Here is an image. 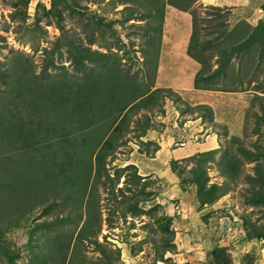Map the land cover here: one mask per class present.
<instances>
[{
	"label": "rangeland",
	"instance_id": "1",
	"mask_svg": "<svg viewBox=\"0 0 264 264\" xmlns=\"http://www.w3.org/2000/svg\"><path fill=\"white\" fill-rule=\"evenodd\" d=\"M168 1L186 2L0 0V264H264V202L245 204L246 175L264 160L248 161L236 150V142L249 151L264 145V123L256 125L264 106V0L221 3L230 11V32L220 47L244 39L246 25L258 32L210 85L208 105L190 98L196 73L185 57L190 31ZM213 1L193 5L218 6ZM82 47L107 57L83 60L79 72L70 54ZM114 78L132 93L161 88L176 96L156 95L148 111L133 106L113 122L97 120L92 114L109 103ZM186 120L204 137L217 132L218 147L206 150L193 129L196 139L188 141L202 151L191 159L173 155L184 145L179 132ZM139 122L159 134L134 136ZM102 123L107 133L117 124L119 144L104 158L103 174L94 176L93 162L83 188L75 160L89 151V130L91 141L101 137ZM200 158L205 185L222 189L211 202L203 203L190 182ZM130 164L140 179L131 178ZM135 201L142 214L128 212Z\"/></svg>",
	"mask_w": 264,
	"mask_h": 264
},
{
	"label": "trees",
	"instance_id": "2",
	"mask_svg": "<svg viewBox=\"0 0 264 264\" xmlns=\"http://www.w3.org/2000/svg\"><path fill=\"white\" fill-rule=\"evenodd\" d=\"M155 1V0H154ZM159 5L163 3V0H156ZM195 0H186L183 5H178L173 1H168L167 3L172 5L174 8L185 11L190 15V34L188 36V41L186 45V55L195 61L199 68L196 71L192 85L194 89H202V90H211L210 85L215 82L216 80L224 77L226 75L225 71L227 70L230 59L232 58L233 54H237L241 51L248 50L249 44L253 42L255 36L257 35V26L250 27L246 25L248 28L251 29L249 34L240 41H237L235 44L228 46L227 48L220 47L219 44L221 40L230 32L227 28V21L229 16V8L228 6H215V5H202L199 4L196 7L193 5ZM162 6V5H161ZM244 49V50H243ZM89 48H81L78 50L76 56L74 54H70L72 57V66L77 71H85V67L83 65V60H88L89 62H103L104 59L107 57L105 53L99 51H92L91 55L89 54ZM113 67V64L110 65ZM109 67V68H110ZM104 74V78H108L109 74L106 72H102ZM5 73L4 71L0 70V81L4 79ZM116 80V84L110 87V91L113 93L112 95L108 96L109 103H103V107L96 110V114H92L94 118L100 120L99 116L104 119L106 117H112L111 122L117 120V118L121 114H125L129 112L133 106H136V109H145L148 111V107H150L153 103H155L156 95H159L162 98L176 96L171 89H161L155 88L148 94L142 93H132L128 91V86H122L118 78H114ZM119 83V84H118ZM130 85V84H129ZM106 84L104 85V87ZM123 88V89H121ZM120 90V91H119ZM123 92V96L120 93ZM167 94V95H165ZM121 96V97H119ZM106 98V97H105ZM120 100V101H119ZM119 101V102H118ZM140 107V108H139ZM102 112V114L100 113ZM102 115V116H101ZM146 117V115H145ZM256 125L259 122L264 123V106H262L261 113L256 116ZM95 125L99 122L92 121ZM102 123L99 127L101 131H103L101 137H97L93 141H91L90 133L93 131L92 129L88 131V134H85L86 146L88 145L87 152L82 153L81 155L77 156L75 163V170L74 173L78 178V185L81 187H86L89 181V175L91 171V167L93 166V162L95 164V171L94 176L100 175L104 172L103 169L104 165V158L107 155L113 153L114 144H119L118 139L120 138V131L117 124L113 125L110 133H107L106 129ZM138 133L134 136L140 138L145 134L147 130H152L154 127L150 126L149 124L145 123L142 124L141 122L138 123ZM255 132L258 133V129L255 128ZM96 135V132L94 133ZM234 140V137L230 138V141ZM124 142V141H123ZM236 150L242 156L245 157L246 160L250 161L251 159H255L258 161L259 159L264 160V145L257 146L253 143V151H249L244 148L239 142H236ZM97 148V150H96ZM214 150V149H213ZM261 150V152H260ZM95 151V152H94ZM139 153H145L146 150L141 148V145L138 148ZM208 152V151H207ZM212 152V150H210ZM201 154V153H200ZM203 153L202 155H204ZM87 156V157H86ZM94 156V158H93ZM259 156H262L259 157ZM93 158V159H92ZM192 158V155L189 156ZM226 158H222V168L224 165ZM70 164L69 161H67ZM204 159L200 158L196 160V166L190 168L191 172V181L192 183L197 184V196L200 200L204 202H211L215 199V197L221 196L222 189L221 187L215 183H211L209 185H205L207 180V175L203 167ZM127 168L131 167L133 169V173H131L132 179H140L137 174H135V170L133 165H127ZM221 168V170H222ZM103 169V170H102ZM103 174V173H102ZM104 176L108 178V175L104 173ZM134 177V178H133ZM96 179V178H95ZM109 179V178H108ZM83 180V183L81 184ZM246 180L250 187V194L245 199V204L248 205H257L259 203L264 202V194H262L261 188H264V163L257 164L254 166V172L252 175H246ZM259 187V190H258ZM122 188V187H121ZM121 190V189H120ZM122 191V190H121ZM220 194V195H219ZM128 212L132 215H139L142 214L144 211L137 206V202H133L128 205ZM96 224L100 227V218H96Z\"/></svg>",
	"mask_w": 264,
	"mask_h": 264
},
{
	"label": "crops",
	"instance_id": "3",
	"mask_svg": "<svg viewBox=\"0 0 264 264\" xmlns=\"http://www.w3.org/2000/svg\"><path fill=\"white\" fill-rule=\"evenodd\" d=\"M214 3L213 4H216V5H218V6H220L221 5V3H223L224 1L222 0H217V1H213ZM224 4V3H223ZM225 5H227V4H225ZM174 11H178V12H180V13H183L184 15H183V17H182V21H184V23L183 22H180L181 24H183L184 25V27H185V29L186 30H189L190 31V28H187L188 27V25L190 26V18L188 19V14L187 13H184V12H182V11H179V10H177V9H173ZM169 13L168 14H172V16L174 15L172 12H170V11H168ZM170 22L171 23H174V27L175 28H179V24H178V20L176 19V21H175V18H174V20L172 19V18H170ZM177 25V27H176V25ZM178 30V29H177ZM189 35V34H188ZM185 57H186V60H190L189 61V67L192 69V70H194L195 72L198 70V68H199V65L195 62V61H193L191 58H189L188 56H186L185 55ZM188 69V68H187ZM192 85V84H191ZM193 90L195 91L194 93H192V95H191V97L190 98H192V100L195 98V99H198V98H200V99H202V102L204 103V104H207L208 105V103H210L211 101H212V95L210 94V92H212L213 90H197V89H194L193 88ZM210 106V105H209ZM174 111H176V110H174ZM196 118V117H195ZM197 118H199V117H197ZM193 120V119H192ZM189 122H191V121H189V120H186V121H184V122H182V126H183V130H182V132H179L180 134H179V136H181V138L183 139V140H185L183 143H184V145H183V147H180L179 149H177V150H175V151H173L174 149H170V150H172L173 152V155H175V154H184L182 157L183 158H186V157H188V156H191L192 155V153H195V151H199V148H200V151H202V147L197 143V142H192V141H188V139H190V140H192V139H196V136H194V134H189V132H192V130L194 129L193 128V126L192 125H190V123ZM189 124V125H188ZM191 126V127H190ZM187 127H188V129H187ZM194 130H196L197 131V129H194ZM155 134V133H158L159 134V131H156V130H147L146 132H145V134L143 135V137L142 138H145L146 136L148 137V135H150V134ZM216 133L217 132H212V133H210V134H208V133H205V137L203 136V134L201 133V130L200 131H197L195 134L198 136V137H204V138H200V139H203V142H202V144L201 145H206V146H209L208 148H206V150H209V149H213V148H217L218 146H217V144L216 143H214V138L213 137H215V141H216ZM162 134V133H161ZM207 134V135H206ZM165 135V134H164ZM162 136V135H161ZM190 137H192V138H190ZM148 140H152V139H149V137H148ZM171 140V139H170ZM187 144V145H186ZM198 146V147H197ZM217 146V147H216ZM171 152L169 153V155L171 156V154H172ZM139 155H142L141 153H138ZM145 167V166H144Z\"/></svg>",
	"mask_w": 264,
	"mask_h": 264
},
{
	"label": "bare ground",
	"instance_id": "4",
	"mask_svg": "<svg viewBox=\"0 0 264 264\" xmlns=\"http://www.w3.org/2000/svg\"><path fill=\"white\" fill-rule=\"evenodd\" d=\"M187 70V69H186Z\"/></svg>",
	"mask_w": 264,
	"mask_h": 264
}]
</instances>
